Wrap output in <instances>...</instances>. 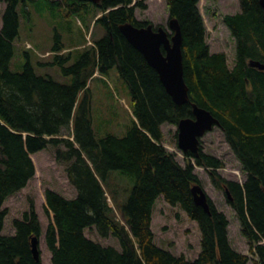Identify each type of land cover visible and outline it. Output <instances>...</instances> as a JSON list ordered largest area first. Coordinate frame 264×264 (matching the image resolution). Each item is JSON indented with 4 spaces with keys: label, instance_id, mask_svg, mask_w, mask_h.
<instances>
[{
    "label": "trees",
    "instance_id": "obj_1",
    "mask_svg": "<svg viewBox=\"0 0 264 264\" xmlns=\"http://www.w3.org/2000/svg\"><path fill=\"white\" fill-rule=\"evenodd\" d=\"M1 1L5 7L0 28V264H42L31 246L32 237L39 238L42 232L33 200L20 218L12 220L13 234L2 233L7 214L3 203L34 176L31 154L47 148L64 166L75 190L73 197L44 190V212L49 217L44 240L52 264H264V69L249 64H264L260 0H238L240 11L224 16L235 39L231 66L224 52L209 50L199 0H165L169 19H177L182 34L189 88V100L182 105L172 100L157 71L119 29L126 22L151 23L135 16L136 8H147L145 0H45L64 5L66 15H91L106 29L85 45L71 65L66 63L72 50H64L55 33L52 63L71 74L69 84L37 74L29 61L20 72L10 69L13 40L19 32L17 6L35 0ZM113 67L128 87L131 124L121 137L98 138L90 81ZM193 102L219 120L245 174L243 182L223 177L218 172L223 162L201 147L198 155L184 153L182 166L164 146L161 125H177L182 118L193 117ZM195 165L207 169L215 188L225 192L249 254L232 247L228 219L211 198L207 196L209 212L195 203L191 188L201 185ZM114 171L120 176H114ZM121 176L130 180L123 184ZM160 196L197 223L201 239L194 259L176 256L155 243L151 222ZM85 229L115 238L119 249L87 237Z\"/></svg>",
    "mask_w": 264,
    "mask_h": 264
},
{
    "label": "rangeland",
    "instance_id": "obj_2",
    "mask_svg": "<svg viewBox=\"0 0 264 264\" xmlns=\"http://www.w3.org/2000/svg\"><path fill=\"white\" fill-rule=\"evenodd\" d=\"M147 8L135 9L138 20H148L154 25H162L171 32L168 26L169 13L165 0H145ZM4 1L0 2V28L1 13ZM199 10L206 26V41L210 52H224L227 63L231 66L235 59V39L224 22L226 14L240 11L238 0H199ZM19 32L13 40V56L9 67L14 72L22 71L25 63L29 61L34 71L39 75H51L61 83L69 84L71 74H64L60 66L52 63L54 53L52 47L55 43V33H59L64 50H72V58L66 63L71 65L83 50L85 45L99 39L106 32L101 22H95L93 16L81 14L66 15L67 8L56 3L48 4L45 0L19 3ZM90 41V43H88ZM92 94L93 129L96 137L106 134L116 136L125 135L131 124L130 94L127 85L119 76L116 67L103 75H95L90 81ZM163 144L172 153L175 159L185 166L186 158L177 145V126L164 123L161 125ZM203 152L219 158L223 167L218 172L229 180L243 182L245 174L241 164L225 140L223 130L214 126L200 139ZM35 165L34 176L25 187L9 195L3 203L7 214L4 218L3 234H13L12 220L20 218L23 211L29 208V201L33 200L36 213L41 224V235L38 240L40 259L42 264H52L51 254L48 250L44 232L49 217L44 212V190L49 188L66 197L73 196V187L69 184L64 166L55 161L51 148L31 154ZM191 161L194 162L193 158ZM194 172L200 178V184L205 193L214 202L218 210L222 211L228 219V237L232 247L245 254L249 248L245 237L241 234L240 223L234 209L227 201L223 190H218L212 184L208 170L202 166H194ZM114 176H120L114 171ZM120 178L124 184L130 179L126 176ZM151 227L154 232V241L158 246L169 249L174 255H184L194 259L200 250V231L197 223L188 218L187 214L178 206L168 204L160 196L153 208ZM85 235L103 245H113L119 249L117 240L111 236L100 237L88 229ZM251 264V261L248 262Z\"/></svg>",
    "mask_w": 264,
    "mask_h": 264
},
{
    "label": "water",
    "instance_id": "obj_3",
    "mask_svg": "<svg viewBox=\"0 0 264 264\" xmlns=\"http://www.w3.org/2000/svg\"><path fill=\"white\" fill-rule=\"evenodd\" d=\"M93 3L100 0H81ZM264 21V0H260ZM169 28L173 31L171 36L159 26L153 29L151 24L137 26L131 22L122 23L119 29L127 41L139 50L149 65L158 73L159 79L172 100L182 105L189 100V88L184 79L182 34L180 25L175 18L169 20ZM252 66L264 69V64L259 61H250ZM193 117L182 118L178 124L177 145L183 152L198 154L200 138L215 125L219 120L206 108L192 103ZM193 199L196 204L209 212L207 194L201 185L195 184L191 188ZM39 240L32 237V253L36 260L40 259L38 247Z\"/></svg>",
    "mask_w": 264,
    "mask_h": 264
},
{
    "label": "crops",
    "instance_id": "obj_4",
    "mask_svg": "<svg viewBox=\"0 0 264 264\" xmlns=\"http://www.w3.org/2000/svg\"><path fill=\"white\" fill-rule=\"evenodd\" d=\"M5 7V6H4ZM95 75H98L97 73ZM72 191L74 192L73 196L75 195V190L72 189ZM73 196H70V197H73Z\"/></svg>",
    "mask_w": 264,
    "mask_h": 264
},
{
    "label": "flooded vegetation",
    "instance_id": "obj_5",
    "mask_svg": "<svg viewBox=\"0 0 264 264\" xmlns=\"http://www.w3.org/2000/svg\"><path fill=\"white\" fill-rule=\"evenodd\" d=\"M168 24H169V21H168ZM155 28H157V26H155Z\"/></svg>",
    "mask_w": 264,
    "mask_h": 264
},
{
    "label": "bare ground",
    "instance_id": "obj_6",
    "mask_svg": "<svg viewBox=\"0 0 264 264\" xmlns=\"http://www.w3.org/2000/svg\"><path fill=\"white\" fill-rule=\"evenodd\" d=\"M198 84V83H197ZM200 86V85H199ZM223 179V178H222Z\"/></svg>",
    "mask_w": 264,
    "mask_h": 264
}]
</instances>
